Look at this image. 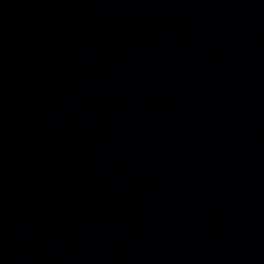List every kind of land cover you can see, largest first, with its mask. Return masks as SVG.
Here are the masks:
<instances>
[{"label":"water","instance_id":"obj_1","mask_svg":"<svg viewBox=\"0 0 264 264\" xmlns=\"http://www.w3.org/2000/svg\"><path fill=\"white\" fill-rule=\"evenodd\" d=\"M0 264H264V0H0Z\"/></svg>","mask_w":264,"mask_h":264}]
</instances>
